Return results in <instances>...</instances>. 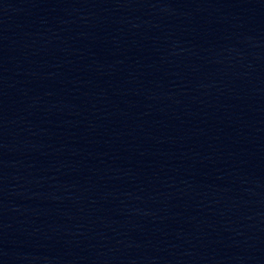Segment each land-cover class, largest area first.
<instances>
[{
    "label": "water",
    "instance_id": "1",
    "mask_svg": "<svg viewBox=\"0 0 264 264\" xmlns=\"http://www.w3.org/2000/svg\"><path fill=\"white\" fill-rule=\"evenodd\" d=\"M0 264H264V0H0Z\"/></svg>",
    "mask_w": 264,
    "mask_h": 264
}]
</instances>
